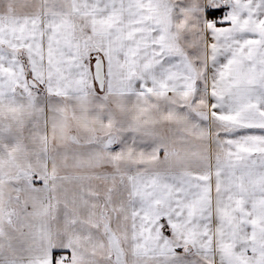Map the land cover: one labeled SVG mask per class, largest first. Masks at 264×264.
<instances>
[{
    "label": "snow or ice",
    "instance_id": "snow-or-ice-1",
    "mask_svg": "<svg viewBox=\"0 0 264 264\" xmlns=\"http://www.w3.org/2000/svg\"><path fill=\"white\" fill-rule=\"evenodd\" d=\"M0 264H264V0H0Z\"/></svg>",
    "mask_w": 264,
    "mask_h": 264
}]
</instances>
